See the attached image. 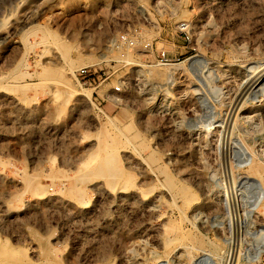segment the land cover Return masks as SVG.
<instances>
[{
    "label": "rangeland",
    "instance_id": "obj_1",
    "mask_svg": "<svg viewBox=\"0 0 264 264\" xmlns=\"http://www.w3.org/2000/svg\"><path fill=\"white\" fill-rule=\"evenodd\" d=\"M263 64L264 0H0V264H264Z\"/></svg>",
    "mask_w": 264,
    "mask_h": 264
},
{
    "label": "built area",
    "instance_id": "obj_2",
    "mask_svg": "<svg viewBox=\"0 0 264 264\" xmlns=\"http://www.w3.org/2000/svg\"><path fill=\"white\" fill-rule=\"evenodd\" d=\"M172 34L182 41H185L186 45L190 41L189 25L185 21H179L175 24ZM172 35V36H173ZM157 36L147 37L141 35L139 31H118L112 35L109 39V47L113 50L119 51L122 49L132 50L139 45L145 50H154L155 54L153 58L157 64H167L173 59H178L174 53H170L163 42L156 39ZM74 78L80 84H84L93 88L90 92V97L92 98V103L94 105H100L107 95L104 92H97V88L104 79L107 78V73L94 63L88 65H82L75 70ZM123 81L117 80L115 84L111 86L110 96L116 99V95H119L122 91Z\"/></svg>",
    "mask_w": 264,
    "mask_h": 264
},
{
    "label": "bare ground",
    "instance_id": "obj_3",
    "mask_svg": "<svg viewBox=\"0 0 264 264\" xmlns=\"http://www.w3.org/2000/svg\"><path fill=\"white\" fill-rule=\"evenodd\" d=\"M168 64V63H167ZM264 65V64H263ZM259 69V70H258ZM256 71H258L257 73L255 72V74L254 75H252V76H250V78H246L247 80L245 81V83H244V85H243V87H242V89H241V91L237 94V98H236V102H238L239 100H240V98L241 97H243L244 96V94H246L248 91H258L259 89H260V91H261V87L264 85V67L263 68H258ZM158 73V72H157ZM165 73L166 72H164V68H162V70L160 71V73H159V75L161 74V76H162V74H164L165 75ZM163 75V76H164ZM249 77V76H248ZM262 89H264L263 87H262ZM249 93V92H248ZM263 93V92H262ZM251 94V93H250ZM257 94H259V93H257ZM252 95V94H251ZM245 98V97H244ZM247 98H248V94H247ZM246 98V99H247ZM243 99V98H242ZM110 100L112 101V102H115L116 100L114 99V98H110ZM235 104V103H234ZM236 105V104H235ZM239 105H240V102H239ZM237 106V105H236ZM231 108H232V106H231ZM245 111V110H244ZM249 111V110H248ZM246 112H247V110H246ZM248 113H250V112H248ZM250 116V115H249ZM115 153H111V152H106V153H101V154H98V153H91L90 154V156H89V159H88V161L86 162V164H89V166H90V163L91 162H93V161H95L96 159H98V160H100L101 162H103L102 163V165H106L107 164V162H108V160L110 159V157H113V155H114ZM98 160H96V162L98 161ZM93 164V163H92ZM95 165V164H94ZM88 167V166H87ZM91 168V167H90ZM262 171L263 170V167L260 165V164H258V163H256V162H253L252 164H251V166H250V170H248L250 173H252V174H256L257 173V171ZM256 172V173H255ZM258 174V173H257ZM259 175V174H258ZM251 176H253V175H251ZM255 177H256V175H255ZM254 177V178H255ZM258 177V176H257ZM255 180H258V179H255ZM177 182V181H176ZM259 183H260V181H259ZM163 186V185H162ZM165 188V187H164ZM185 189H187V188H185ZM181 190H183V189H181ZM188 191V190H187ZM184 194V193H183ZM187 194V193H186ZM185 195V194H184ZM181 198V197H180ZM186 198V197H185ZM263 203V202H262ZM263 206H264V204H263ZM262 206V207H263ZM263 209H264V207H263ZM175 226H177V225H174V227ZM181 237H183L182 236V234H178V235H176V236H174L171 240H170V243H173V242H180L181 241ZM185 238V237H184ZM178 244V243H177Z\"/></svg>",
    "mask_w": 264,
    "mask_h": 264
}]
</instances>
